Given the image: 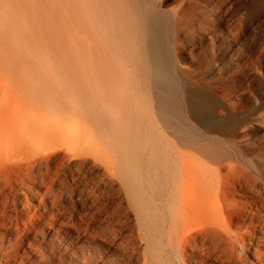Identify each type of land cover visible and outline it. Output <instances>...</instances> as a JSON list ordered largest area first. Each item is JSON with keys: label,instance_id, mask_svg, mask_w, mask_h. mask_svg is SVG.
I'll use <instances>...</instances> for the list:
<instances>
[{"label": "bare ground", "instance_id": "1", "mask_svg": "<svg viewBox=\"0 0 264 264\" xmlns=\"http://www.w3.org/2000/svg\"><path fill=\"white\" fill-rule=\"evenodd\" d=\"M157 1L93 0L89 20L63 21L17 19L0 0V264H264L263 188L200 179L188 156L191 147L214 160L222 152L216 142L196 141L201 135L186 120L184 102L196 112L209 104L188 86L168 42L173 26L188 32V23ZM41 94L50 97L34 101ZM67 95L96 130L71 128L62 113ZM162 131L176 143L156 163L154 132ZM61 148L78 167L91 157L110 178L116 169L136 202L137 237L121 235L118 257L101 252L117 229L89 218L70 219L73 236L44 237L41 227L54 225L30 195L54 193L51 162ZM66 167L70 176L57 189L74 193L79 173L70 161Z\"/></svg>", "mask_w": 264, "mask_h": 264}, {"label": "rangeland", "instance_id": "2", "mask_svg": "<svg viewBox=\"0 0 264 264\" xmlns=\"http://www.w3.org/2000/svg\"><path fill=\"white\" fill-rule=\"evenodd\" d=\"M8 1L15 7L17 19L57 18L63 21L79 19L80 14L89 20L93 2ZM156 4L170 17L176 15L180 21L188 23V32L173 26L168 42L174 57L180 61L181 70L190 80L188 86L204 95L209 111L196 112L184 102L186 120L201 135L196 141L216 142L222 152V156L214 160L191 147L188 156L192 158V164L199 168L198 176L200 179L207 176L204 180L223 181L233 186L255 181L264 190V0H158ZM49 97L48 94L36 95L34 101H45ZM68 99L62 113L71 128H81L83 133L96 130L92 127L91 118L81 115L79 105H73ZM27 111L30 109L27 108ZM72 114H76V118L70 117ZM149 118L146 112L145 119ZM154 134L157 139V163L163 147L169 152L176 140L165 131ZM36 139L42 148L52 146L46 139ZM64 154L61 148L51 162L50 176L58 171L54 193L45 195V191L39 189V194H29L34 209L40 213L47 212L46 223L54 225L52 228L47 227L48 224L41 227L44 237L58 236L54 232L56 230L60 235L73 236L71 226L67 224L70 219L88 221L89 218L88 222L94 226L110 225L117 229L119 237L102 246L101 252L109 257H118L120 248L117 245L121 235L137 237L136 202L126 192L116 169L110 178L103 165L95 159L89 157L78 167L77 160L65 159ZM141 154L144 156L141 164L143 181L147 179L145 159L149 155L147 151ZM67 161L71 162L70 168L79 173L80 183L74 193L70 188L62 192L58 190L60 178L70 176ZM219 162L224 168L214 170L219 167ZM207 168L213 171L207 172ZM41 236L39 234L36 239ZM96 242L101 245L100 241Z\"/></svg>", "mask_w": 264, "mask_h": 264}]
</instances>
